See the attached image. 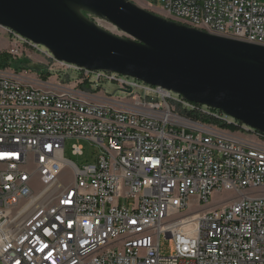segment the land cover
<instances>
[{
  "label": "built area",
  "instance_id": "2783aa9c",
  "mask_svg": "<svg viewBox=\"0 0 264 264\" xmlns=\"http://www.w3.org/2000/svg\"><path fill=\"white\" fill-rule=\"evenodd\" d=\"M158 1L161 11L144 4L264 45L263 0ZM0 28L11 60L22 45L42 47ZM43 49L49 62L40 72L0 66V264H264V134ZM109 82L125 96L101 91ZM72 138L94 144L97 158L81 166L66 159ZM71 153L83 149L72 144ZM222 191L230 197L198 209ZM162 234L173 244L166 256Z\"/></svg>",
  "mask_w": 264,
  "mask_h": 264
},
{
  "label": "water",
  "instance_id": "95a60500",
  "mask_svg": "<svg viewBox=\"0 0 264 264\" xmlns=\"http://www.w3.org/2000/svg\"><path fill=\"white\" fill-rule=\"evenodd\" d=\"M0 26L56 60L170 90L264 134V45L198 30L128 0H0Z\"/></svg>",
  "mask_w": 264,
  "mask_h": 264
},
{
  "label": "rangeland",
  "instance_id": "374dc122",
  "mask_svg": "<svg viewBox=\"0 0 264 264\" xmlns=\"http://www.w3.org/2000/svg\"><path fill=\"white\" fill-rule=\"evenodd\" d=\"M264 1V0H263ZM149 3L151 6H153L157 11H161L162 4L158 0H137L135 2L136 5H138L141 8H144L145 10L152 12L154 14L161 15L163 17H166L167 19H172L166 15H162L161 13L157 12L156 10L147 7L144 3ZM88 18L92 20L97 26L100 28L108 31L109 33L119 36V37H127L122 31H120L118 28H116L111 23L97 18L93 15H88ZM173 20V19H172ZM177 21V20H176ZM180 22V21H177ZM12 48V44H10V41L8 37L4 34L3 30L0 28V53H8L10 49ZM38 51H36V48L22 45L21 48L19 47L18 54L16 57L9 62V66L11 68H16L18 65L20 66H26L29 67L32 71L40 72L41 70H44V66L47 65L49 62L47 57L42 52L43 47H38ZM28 68V69H29ZM100 90L104 93H110L113 97H124L125 94L121 93L118 90V87L114 83H103L100 87ZM77 144L80 145L83 149L82 155H74L71 153V145ZM99 155V150L97 147L92 144L91 142L84 140V139H67L64 144V151L63 156L75 163L78 166H81L84 163L93 162L97 156ZM60 178L62 179V182H70L72 181V175L71 170L68 167H65L62 169L60 173ZM231 195L230 191H222L218 194H214L211 201H209L207 204H200L198 209H203L207 206L212 205L215 203L218 199H226L229 198ZM187 229H183L182 231H186ZM159 249L161 255H169L170 251L173 248L172 240L165 238V236L162 234L159 241Z\"/></svg>",
  "mask_w": 264,
  "mask_h": 264
},
{
  "label": "trees",
  "instance_id": "16d2710c",
  "mask_svg": "<svg viewBox=\"0 0 264 264\" xmlns=\"http://www.w3.org/2000/svg\"><path fill=\"white\" fill-rule=\"evenodd\" d=\"M10 60H11V58H10V56L7 53H0V66L3 67V66H6V65H9ZM20 68H26V66L18 65L16 67V69H20ZM27 68H29V67H27Z\"/></svg>",
  "mask_w": 264,
  "mask_h": 264
},
{
  "label": "crops",
  "instance_id": "0c3cea01",
  "mask_svg": "<svg viewBox=\"0 0 264 264\" xmlns=\"http://www.w3.org/2000/svg\"><path fill=\"white\" fill-rule=\"evenodd\" d=\"M212 205H213V204H212ZM212 205H210V206H212ZM210 206H207V207H205V208H208V207H210ZM205 208H204V209H205Z\"/></svg>",
  "mask_w": 264,
  "mask_h": 264
},
{
  "label": "bare ground",
  "instance_id": "6f19581e",
  "mask_svg": "<svg viewBox=\"0 0 264 264\" xmlns=\"http://www.w3.org/2000/svg\"><path fill=\"white\" fill-rule=\"evenodd\" d=\"M36 51H38V50L36 49Z\"/></svg>",
  "mask_w": 264,
  "mask_h": 264
}]
</instances>
